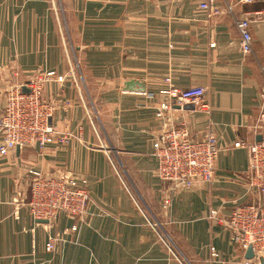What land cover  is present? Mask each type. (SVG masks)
I'll list each match as a JSON object with an SVG mask.
<instances>
[{
	"label": "crops",
	"instance_id": "0c3cea01",
	"mask_svg": "<svg viewBox=\"0 0 264 264\" xmlns=\"http://www.w3.org/2000/svg\"><path fill=\"white\" fill-rule=\"evenodd\" d=\"M199 1L68 0L70 37L85 80L80 84L62 77L66 63L54 0H0V105L8 83L52 70L55 76L43 87L53 106L48 119L72 134L64 145L42 151L23 145L0 157V264H241L246 249L232 242L220 219L247 200L246 145L259 140L264 92V0H214L217 12L210 16L198 9ZM241 17L251 19L248 54L240 50L234 23ZM187 86L204 87L207 108L174 104L157 117L160 103L168 101L159 89ZM169 125L184 127L192 139L214 133L220 152L212 181L173 191L162 211L167 186L153 174L151 151ZM102 138L121 151L131 191L111 171L109 155L98 146ZM30 167L83 177L102 211L83 223L65 215L51 223L32 220L12 201L14 182ZM211 209L217 221L208 217ZM49 237L56 241L45 251Z\"/></svg>",
	"mask_w": 264,
	"mask_h": 264
},
{
	"label": "built area",
	"instance_id": "2783aa9c",
	"mask_svg": "<svg viewBox=\"0 0 264 264\" xmlns=\"http://www.w3.org/2000/svg\"><path fill=\"white\" fill-rule=\"evenodd\" d=\"M239 3H250L252 0H238ZM214 0H201L198 2V9L207 13L215 14L217 9L212 7ZM231 11L232 6L226 5ZM235 27L239 32L240 50L244 54L251 52L252 36L250 34L251 19L241 17L234 19ZM49 74L45 73L44 77ZM41 74L32 77L23 83H13L12 101L15 106L29 107L34 116H39V121L35 120L34 133L31 134L33 141L38 147L54 140L58 131L49 122L50 114L41 110L44 108L40 101V84L48 79L41 78ZM167 80V79H165ZM29 88L28 92H22L21 88ZM159 93L168 97V101L160 103L156 116L162 117L166 111L175 105L182 107L184 104H191L193 108L206 109L205 89L202 86L187 87H167L159 89ZM10 94V96H11ZM262 104L257 115V133L260 136L258 141L246 145L249 153L247 164L246 188L244 196L247 200L236 205L224 219V224L231 232V240L241 249L251 247V259H245L243 264H264V92L260 95ZM44 103V101H43ZM44 110V109H43ZM16 136H12L7 126V120L0 118V157L8 155L10 150L22 145H29L25 140L18 141ZM26 142V143H25ZM34 143V144H35ZM242 142H236L233 146H243ZM35 146V145H34ZM220 148L214 133L209 132L204 138L192 139L188 136L184 127L167 126L161 129L152 144V155L157 162V170L160 178L169 182L170 194L177 189H190L196 186L208 185L214 176L216 160ZM32 178V192L36 197H40V188L49 180V175L44 172L29 170ZM66 187L75 185L73 179H66ZM77 184V183H76ZM85 199L86 196L84 195ZM84 199V200H85ZM171 196L163 202L164 207H168ZM51 211H44L43 214L50 216ZM58 207V206H57ZM44 208L38 211L41 213ZM73 216L79 213H71ZM217 210H209L208 217L217 221ZM43 217V219L46 218ZM210 255H216L211 252Z\"/></svg>",
	"mask_w": 264,
	"mask_h": 264
},
{
	"label": "rangeland",
	"instance_id": "374dc122",
	"mask_svg": "<svg viewBox=\"0 0 264 264\" xmlns=\"http://www.w3.org/2000/svg\"><path fill=\"white\" fill-rule=\"evenodd\" d=\"M54 2H55L56 11L61 16L60 30L62 33V45L64 46L62 57L66 63L65 76L62 75V77H68V76L73 77L74 76V78H76L77 81L80 84H82L85 81L84 74L81 68V63L79 61V54L77 53L76 45L74 41L72 40V38L70 37L69 22L67 21L68 0H54ZM14 73L15 72H13V75ZM45 73L49 75L44 77L43 75H45ZM38 74H41L40 76L41 78L48 79L47 81L42 82V84H40L39 86L40 96H41L40 101L42 102L43 107H44L43 108L44 110L42 109L41 112L44 113L46 111L47 113H51V111L53 110V106L51 105L50 101L46 97H44L43 87L51 78L55 76V72L52 70L39 71L38 73H35L32 77H35ZM96 75L99 76L100 74L96 73ZM17 78L18 77H16V79ZM18 82L19 81H11L10 83L7 84V86L4 88V96L2 99V103L0 105V118L3 117L4 119L7 120V126L9 128V132L11 133V135L16 136L17 137L16 139L18 141L25 140L26 142H29L28 144L30 146L35 145L38 151H42L43 149H45L47 145L53 144V143L60 144V145L67 144L69 140L72 138V134L60 132L54 123L52 124L54 125V127L59 133L58 135H56L54 140L45 144L43 147H40V146L38 147V144H36L33 141V138H31L32 136L31 134L34 133L35 120L39 121L40 117L34 116V112L29 107H21V106L17 107L13 103L12 101L13 96L11 94L15 90L14 89L15 84L13 83H18ZM164 88H161V89H164ZM142 91L146 95L150 93L149 91H145V89H143ZM93 111L95 112L94 107H93ZM95 116H97V113H95ZM94 124H95V118H94ZM98 146L103 151H105V153L109 155L110 169L114 173V175L118 178L121 185L125 188V190L131 191V187L129 186V183L127 181L128 171L125 166L123 167V164L121 161L122 159L121 151L116 150L114 147H112L111 143L104 140L103 138H102V143L98 142ZM20 147H17V148H20ZM13 150H10L8 154ZM151 156L155 161V158L153 157L152 153H151ZM29 170L40 171V170H36L30 167L25 171L22 179H18L14 182L15 187L13 190L15 191V193L12 198V201L16 200V203H18L19 205L25 206V208L27 209L28 215L30 216L32 220L37 221L38 219H43V217L47 215L45 214L44 216L43 212L51 211L54 205H57L58 207L56 206L53 213L50 216H46V218L43 219L47 221L46 223L53 222L59 215H65V216L71 217L72 219H77L80 223H83L88 218L94 217L96 215L95 211L99 213L102 211L101 207L96 205V203L91 198L90 192L88 189V183L83 177H79L77 175L72 174L70 171L66 169H60V168L56 170H52V171H42L44 173H47L53 176H48L49 180L46 183H44L42 187L40 188V197H36L33 194L32 189H31L33 178L31 174L28 172ZM153 174L159 181L163 182L167 186L162 192L161 199H160V208L162 209V211H166L168 210L170 205L168 207H164L163 202L166 198H169L171 196L170 190H169L170 185H169V182L164 181L160 178V175L157 170L156 161H155L154 168H153ZM66 179H71V180L73 179L75 185H73L72 187H66L68 183L65 181ZM84 195L86 196V199ZM130 196L132 197L133 203L139 206L140 205L139 201L135 199L132 194H130ZM41 208H44V210L38 214V211ZM77 212L79 214L76 216H73V214H71V213H77ZM77 229H78L77 224H74L69 228V230L72 232L77 231ZM55 241H56L55 238L49 237L44 243V250L45 251L53 250ZM164 243L169 244L170 239H166ZM236 246L239 247L238 245ZM210 256L215 257L217 256V254L214 256L213 255H210ZM251 258H244L241 261V264H243L245 259H251ZM209 262H212V261H209Z\"/></svg>",
	"mask_w": 264,
	"mask_h": 264
},
{
	"label": "water",
	"instance_id": "95a60500",
	"mask_svg": "<svg viewBox=\"0 0 264 264\" xmlns=\"http://www.w3.org/2000/svg\"><path fill=\"white\" fill-rule=\"evenodd\" d=\"M21 90H22V92H28V91H29V88H27V87H22ZM184 107H186V108H190V109L193 108V106H192L191 104H186V105H184ZM258 138H260V136H258ZM16 148H17V147H16ZM37 221H38V222H42V223H46V222H47L46 220H43V219H38ZM245 252H246V253H245V258H251V257H252V250H251V247H250V246H248V247L246 248V251H245Z\"/></svg>",
	"mask_w": 264,
	"mask_h": 264
}]
</instances>
